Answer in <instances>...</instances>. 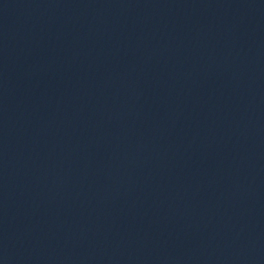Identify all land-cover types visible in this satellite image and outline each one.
I'll list each match as a JSON object with an SVG mask.
<instances>
[{
	"label": "water",
	"instance_id": "95a60500",
	"mask_svg": "<svg viewBox=\"0 0 264 264\" xmlns=\"http://www.w3.org/2000/svg\"><path fill=\"white\" fill-rule=\"evenodd\" d=\"M264 228V0H0V264H221Z\"/></svg>",
	"mask_w": 264,
	"mask_h": 264
}]
</instances>
